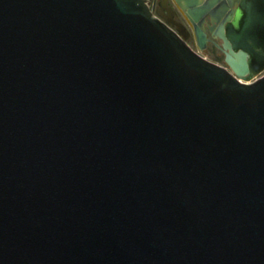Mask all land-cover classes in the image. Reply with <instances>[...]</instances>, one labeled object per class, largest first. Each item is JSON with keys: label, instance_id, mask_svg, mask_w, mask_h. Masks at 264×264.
Here are the masks:
<instances>
[{"label": "water", "instance_id": "obj_1", "mask_svg": "<svg viewBox=\"0 0 264 264\" xmlns=\"http://www.w3.org/2000/svg\"><path fill=\"white\" fill-rule=\"evenodd\" d=\"M172 1L0 0V264H264V0Z\"/></svg>", "mask_w": 264, "mask_h": 264}, {"label": "flooded vegetation", "instance_id": "obj_2", "mask_svg": "<svg viewBox=\"0 0 264 264\" xmlns=\"http://www.w3.org/2000/svg\"><path fill=\"white\" fill-rule=\"evenodd\" d=\"M163 2H164V0H150V6L152 5L151 7H154L155 10L162 11L167 17H169L171 20H173V22H175L176 24H178L179 22H183V18H181L180 13L178 11H177V15H175L173 17L170 15V13L168 11H165L163 8V6H164ZM168 3L170 5H172L173 8H175V5H174L172 0H169ZM187 42L189 44L191 43L192 45H195L197 47L196 38H195V36L191 30H189V33H187ZM217 42L219 44H221L220 40H217ZM210 44L216 46V44L214 42H210L209 45ZM217 48H219V47H217ZM224 58H225V55H224ZM214 62H216V61H214ZM216 63H218V62H216Z\"/></svg>", "mask_w": 264, "mask_h": 264}, {"label": "rangeland", "instance_id": "obj_3", "mask_svg": "<svg viewBox=\"0 0 264 264\" xmlns=\"http://www.w3.org/2000/svg\"><path fill=\"white\" fill-rule=\"evenodd\" d=\"M152 6V5H151ZM181 18L182 15L180 14ZM190 45L195 49V50H198V48L195 46V45H192L190 43ZM205 56L207 59L211 60V61H216L218 62V64H223V61H224V53L223 51H221L219 48H217L216 46L214 45H209L207 50L204 52ZM264 75V72L262 74H260L259 76H257L255 79L259 78L260 76H263Z\"/></svg>", "mask_w": 264, "mask_h": 264}, {"label": "built area", "instance_id": "obj_4", "mask_svg": "<svg viewBox=\"0 0 264 264\" xmlns=\"http://www.w3.org/2000/svg\"><path fill=\"white\" fill-rule=\"evenodd\" d=\"M190 45V44H189ZM191 46V45H190ZM192 47V46H191Z\"/></svg>", "mask_w": 264, "mask_h": 264}, {"label": "bare ground", "instance_id": "obj_5", "mask_svg": "<svg viewBox=\"0 0 264 264\" xmlns=\"http://www.w3.org/2000/svg\"><path fill=\"white\" fill-rule=\"evenodd\" d=\"M196 43H197V41H196Z\"/></svg>", "mask_w": 264, "mask_h": 264}]
</instances>
